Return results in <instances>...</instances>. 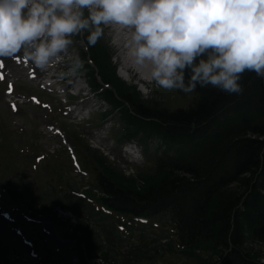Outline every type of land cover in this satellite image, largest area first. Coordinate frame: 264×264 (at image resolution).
Listing matches in <instances>:
<instances>
[{"label":"rangeland","instance_id":"obj_1","mask_svg":"<svg viewBox=\"0 0 264 264\" xmlns=\"http://www.w3.org/2000/svg\"><path fill=\"white\" fill-rule=\"evenodd\" d=\"M102 27L104 36L91 47L97 56L102 47L107 49L102 61L113 65L116 79L133 99L167 110L186 109L196 99L194 92L164 90L154 83L147 84L148 94L140 93L139 75L120 77L117 70L113 25ZM126 31L131 35L132 29ZM87 35L72 37L70 52L80 59L91 49L84 46ZM88 62L73 76L68 74L67 57L41 74L23 50L14 57H0V264H70L76 257L80 264H94L97 258L107 264H214L218 249L203 241L180 246L167 219L143 222L117 217L102 207L92 190L94 174L82 158L84 150H98L117 174L114 180L123 178L121 183L128 185L129 180L133 186L149 180L153 154L148 147L141 163L123 157L117 141L121 123L116 113L104 122L100 93L86 83L92 70L99 82L104 79L99 65ZM115 82L106 87L117 90L120 85ZM82 85V94L74 97ZM68 104L81 107L66 114L73 107ZM63 211L66 216L59 215L69 218L67 226L57 219ZM245 247L254 258L264 259V240L248 238Z\"/></svg>","mask_w":264,"mask_h":264},{"label":"trees","instance_id":"obj_2","mask_svg":"<svg viewBox=\"0 0 264 264\" xmlns=\"http://www.w3.org/2000/svg\"><path fill=\"white\" fill-rule=\"evenodd\" d=\"M96 53L91 47L81 54L86 67L87 59L95 61L106 83L120 85L106 88L89 72L92 89L110 107L102 117L116 113L118 141L134 140L153 154L149 180L133 186L114 180L107 158L87 147L82 158L92 167L101 205L125 218L167 219L180 246L203 241L218 249L214 264H264L245 247L248 238L264 240V78L246 71L240 94L198 86L186 109H158L118 82L113 65L102 61L106 48L102 57Z\"/></svg>","mask_w":264,"mask_h":264},{"label":"clouds","instance_id":"obj_3","mask_svg":"<svg viewBox=\"0 0 264 264\" xmlns=\"http://www.w3.org/2000/svg\"><path fill=\"white\" fill-rule=\"evenodd\" d=\"M102 25L132 29L133 64L164 90L240 94L243 73L264 78V0H0V57L23 50L41 71L67 57L74 76L72 37L95 46Z\"/></svg>","mask_w":264,"mask_h":264},{"label":"bare ground","instance_id":"obj_4","mask_svg":"<svg viewBox=\"0 0 264 264\" xmlns=\"http://www.w3.org/2000/svg\"><path fill=\"white\" fill-rule=\"evenodd\" d=\"M120 37L124 38V42H126V44L128 45V43L130 41L128 39V37L124 34L120 35ZM129 37H131V35ZM125 62H126V64L131 65V72H134V76L139 75V80L149 82L147 79V70L146 69H139L133 64L132 58L129 55V49L125 53ZM121 69H122V71H121L120 76L122 77V75H124V76L128 77L129 75L126 74L127 68L125 66H122ZM39 73L41 74V70H39Z\"/></svg>","mask_w":264,"mask_h":264},{"label":"snow or ice","instance_id":"obj_5","mask_svg":"<svg viewBox=\"0 0 264 264\" xmlns=\"http://www.w3.org/2000/svg\"><path fill=\"white\" fill-rule=\"evenodd\" d=\"M0 66H2V65H0Z\"/></svg>","mask_w":264,"mask_h":264}]
</instances>
